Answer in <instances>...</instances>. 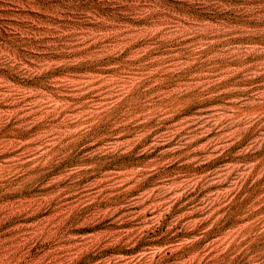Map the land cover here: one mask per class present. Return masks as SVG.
<instances>
[{"label": "rangeland", "instance_id": "1", "mask_svg": "<svg viewBox=\"0 0 264 264\" xmlns=\"http://www.w3.org/2000/svg\"><path fill=\"white\" fill-rule=\"evenodd\" d=\"M0 264H264V0H0Z\"/></svg>", "mask_w": 264, "mask_h": 264}]
</instances>
